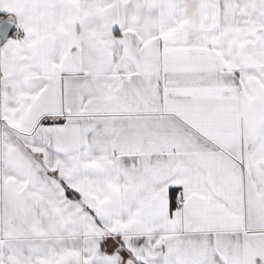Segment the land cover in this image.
<instances>
[{
  "label": "snow or ice",
  "instance_id": "snow-or-ice-1",
  "mask_svg": "<svg viewBox=\"0 0 264 264\" xmlns=\"http://www.w3.org/2000/svg\"><path fill=\"white\" fill-rule=\"evenodd\" d=\"M0 264H264V0H0Z\"/></svg>",
  "mask_w": 264,
  "mask_h": 264
}]
</instances>
